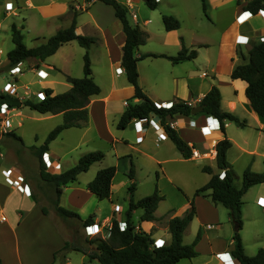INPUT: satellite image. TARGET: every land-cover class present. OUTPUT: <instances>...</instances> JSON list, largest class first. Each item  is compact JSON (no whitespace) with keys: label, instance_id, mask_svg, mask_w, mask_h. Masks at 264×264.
I'll list each match as a JSON object with an SVG mask.
<instances>
[{"label":"crops","instance_id":"obj_1","mask_svg":"<svg viewBox=\"0 0 264 264\" xmlns=\"http://www.w3.org/2000/svg\"><path fill=\"white\" fill-rule=\"evenodd\" d=\"M36 1L35 0H0V29L4 21L7 20V18H9L10 16L18 17V15L21 13L24 7L31 9H33L34 7V9H38L39 11H41L40 9L47 8L51 4L55 5L56 2V0H44V1H48V4L45 3L41 4L39 0ZM64 1L65 2L62 3L64 5L62 12L61 13L55 12V14H50L51 18H61L62 16L66 17L69 23L68 26L65 27L67 28L71 23L72 17H75V21H76L75 33L77 35L96 38L97 43L100 44V46H102L106 64L108 65L107 68L109 69L111 76L112 77H116L118 75L124 76V79L122 81H118L117 79H115L113 83H110V85L107 88V92L104 96H102L103 94L102 89H100L99 97L97 95L90 97L88 104V120L82 128H76V129H82L84 130V133H86V131L90 128L89 120L91 121V119L94 118L97 122H99L100 119L105 118V116L108 113V111H104L103 109L105 106L109 107L112 110V113L109 114L112 115V117H114L113 119H111V122L116 128V123L118 122L120 116L126 109L127 105L128 104L135 105L140 103L139 99L132 97L134 94V88L127 82L125 78L124 69L121 67L122 46L125 40L121 23L115 17L114 10L113 12L108 11V8L104 6H109V5L104 4L99 0H64ZM248 1L249 0H236L234 6L231 7L232 10L228 19L224 22H221L217 28V31H220L219 38L221 33H223L225 29L231 27V25L236 21V18L239 16L240 13L247 11L245 10L244 7L246 6ZM205 2H206L205 10L208 8L214 10H220L222 9L223 6L229 4L230 0H206ZM119 3L121 4V6L125 8L126 12L130 8H132V6H134L132 4H128L126 0L121 1ZM130 3H134V2L131 1ZM137 10H139L138 12L140 14L141 13L144 15L146 14L143 12L144 11L143 7H139ZM79 12H85L87 14V17L85 19H81V16H78ZM68 14L70 17L68 16ZM113 16L116 21L112 22L111 24H107L108 20H111ZM129 23L131 25H137L140 28V30L145 33L147 40L151 38L150 37L151 34L149 33V31L144 28V26L150 23L149 19H144L142 21L137 20L135 19V14L133 13L131 21H129ZM247 24L253 27V31H254L253 33L248 32L247 30H245V28H243L244 25ZM182 25L183 22L180 21V27L177 30H172V31L164 30V33H161V36L164 38L165 42L168 41V37L175 36L173 41L174 52H168L166 50H161L159 52L151 51V50L142 51L141 49L145 43L139 46L135 50L134 55L139 59L137 61V72H138L137 83L138 86L141 88V91L154 104L167 105L175 101L181 100L185 103H190L191 105L190 107H195L199 105L201 99L209 91V89L212 86H216L219 89L221 96V109L223 111H227L234 114L240 120L244 121L246 124L245 127H237L233 122L226 121L224 123V130H222L220 134L213 133L214 135L211 137H202L200 133V127L204 126L205 124H209V125L216 124V120L211 116H207L210 118L209 121H207L206 116L203 114L191 115L190 117L176 116L174 118H166V121H164L159 116L155 114H150L149 117L146 119V121H141L142 130L144 131V138L140 143L135 142L136 127L134 123L135 121H138V119H132L125 128L127 129V127L132 124L133 138L131 141L135 147L131 146L128 142V139L122 137L121 135L118 138L111 137L110 139H105L106 144L109 145L110 143L111 146L120 142L127 144V146L137 151V153L153 159L156 164V167H158V169L161 171L162 177L166 178L167 177V172L165 169L166 163H168L170 160L171 161L175 160L179 162H189L197 159L204 160L203 165H208L214 170V172H217V168L213 167V165L211 164L214 162L216 163V157H215L216 152L214 150L215 144L212 148V143L214 141L215 143H217L218 141L226 138L231 143V146L226 153V161L228 165L231 166L234 162L239 160V158L244 156V160L247 159V162H249L248 166H250L254 171H259L260 170L259 164L260 163L264 164V118H260L259 116H257L255 112H253V110L250 108L249 103L244 94L246 83L239 79L232 80L230 78V74H222V75L216 73L214 74V63L216 56L215 53L213 59V65L212 67H210L209 70L211 74L213 73V77L211 78V82L207 86L206 90L204 91L201 90L202 83L199 81L195 83L196 77L202 80L203 78L207 77L208 74L207 76H202V73H204L202 72L200 75L196 76V71L190 68L192 64L199 59L200 49H202L201 46L205 48V45H208V42L201 40L200 38L202 37L197 36V33L195 32V27L193 26H191V29L189 28L190 34L187 37V35L184 32H180L181 28L183 30ZM235 27L238 35H240L243 38L244 37L248 38V42L246 44H239L237 46L238 53H240V55L242 54L246 56L248 50L251 47V43L259 40V35H260L259 31L261 28H264V21L261 18V16L256 13L253 14V16L250 19H247L244 23L236 24V26L234 25V27H231V29H234ZM95 32L100 33L101 36L100 37L95 36L96 35L94 34ZM177 32L179 33L177 34ZM193 37H195V39L197 37L200 40H196V42H193ZM228 39H230V43H232L234 40H236V35L235 34L230 35ZM182 43L187 49L196 51L197 56L195 59L173 64L165 58H150V57L143 59L140 58L142 55L149 53L174 56L181 49ZM218 43H219V39H218ZM218 43H217V47H218ZM228 47H229L228 51L226 49L225 50L227 53H230L232 51V45L229 44ZM90 50L91 48H89L88 52ZM211 58H212L211 54H209V57L207 58L208 62L211 61ZM149 59L166 60L169 63H163L161 65V68L158 69L155 67L156 65H154L153 61H147ZM207 60L205 58L206 62ZM242 60L243 59L239 58L238 55H235L233 59L232 68L235 65L240 64V61ZM142 61L143 62L147 61V63H141ZM114 64L120 65L121 67L120 73H118L114 69ZM20 68L23 69L21 66ZM226 70H228V66L226 67L225 71ZM40 83L45 84L46 87L53 90L52 80L45 79ZM128 90H132L130 95L128 94ZM53 94H55L54 91ZM125 99L127 105H124ZM99 106H101L100 111H99ZM243 110H245V112L255 121L254 125H249L248 123H246L244 116L239 114L240 113L239 111H243ZM55 115H60V114H55ZM178 118L183 119L180 122L181 125H183L184 123L185 127L181 129L180 128L175 129L177 134L189 146H193L200 153L210 150V154L208 158L202 156L199 158L190 157V159H184L169 138L162 141L158 140L159 130L156 131V127L162 129L165 123L175 122V120ZM232 126H235V128L232 129ZM70 129L71 128L65 129V131ZM62 132H64V130ZM62 132L60 134H62ZM181 133L184 134L185 136H188L189 138L187 140L184 139ZM97 134H98L96 136L97 138L99 139L104 138L103 129L101 125L99 128H97ZM194 134L196 135L195 137ZM51 143L49 144L48 150L45 151V153H47V156L50 157L51 163L54 165V167L51 168V170L53 171L58 168L60 174L61 172H63L61 168L62 166L60 164L59 157L55 155V153L52 151ZM167 152L168 153L172 152L174 154V158H166V155L168 154ZM230 152H234L233 154H235V158L231 159L229 157ZM151 153L157 154L158 155L157 158L155 157L152 158ZM126 155L127 154L121 156V154H115L114 158L115 160L119 161L122 157ZM92 165L90 167H92ZM203 165L200 166V171H202L201 167ZM114 167L116 168V165ZM6 168H10L13 170L14 172V174L12 175L13 178L17 174H21L14 167L13 163L11 166H3L0 161V261L1 263L2 264H88V261L90 262V260L86 255H84L81 252L67 251L64 253L62 257H59L58 254L55 255V253L63 247V245L65 244V242H67V240L60 231L58 224L53 219V214L50 213V210L46 207L44 209L43 205H40V203L36 200L37 199V196L35 195L37 191L36 183L31 178L28 179L25 178V184H28L30 194L29 195L24 194L18 191L16 187L8 184L5 181L4 177L2 176L1 170ZM98 170H100V168H97L94 174H96ZM116 172H117V168H116ZM205 174L207 178L206 180H204L203 184H201L198 187H193L189 193L188 192L185 193L184 198L186 202L182 203L177 209V212L169 216L166 222H168L171 218L175 216H179V217L183 216L190 209V201L191 199H193L195 215L188 227H190L194 223L195 226L194 238L199 229L201 233V238L197 242L195 249L198 253V247L202 243H204V245L206 246L205 253L209 257V262L212 260L214 264H225L223 259L221 258L219 259L217 255L225 254L227 252L231 254L232 244H233L232 238L229 240V242L226 243V245H221V243H223L224 241L219 238L220 236L218 233L215 234V236L214 235L211 236L207 232L208 230H212V229L218 230V228L221 226L217 222V218H218V206H222V205L215 204L211 201L210 190H207L204 193L193 198V194L195 190L206 184L210 179V175L207 173ZM78 176L74 182L68 183L65 186H61V194L58 204L59 206L65 209L68 208V210L76 213L81 219V221L90 218L91 219L90 225L96 224L98 225L99 229H103V231H105V228L111 225L109 223L111 218H113V211L110 203V198L115 190H113L112 187L114 184H120L122 188L126 184L127 180L124 179V180L114 181L115 178L114 175L111 185L110 196L106 199L100 200L97 198V196H95L94 194H92L87 190V184L94 177L90 178V180H87L85 183L81 184L80 182H78V178H79ZM25 191L27 192V190ZM259 198L264 199V195L260 194L256 199L254 208H258V210L264 207V205L260 206L257 204V200ZM103 201L104 202L107 201V203H103ZM88 207H90V209ZM157 209L154 213L155 222L158 221L160 218L159 215H157ZM154 221L151 222L139 221L140 224H138V226H136L135 224L134 225L136 227V230H141L152 234V232L149 231L151 230L152 225L155 223ZM158 231L159 232H156L154 235L152 234V239L153 240L160 239L164 241L165 244L168 243L170 241V234L168 232L167 227H166V231L164 230H158ZM261 237L262 236H260L259 239H261ZM39 242L42 244H39ZM23 245H25L24 251H22ZM257 247L258 250L261 248L259 246ZM74 253L77 255H74ZM94 262H95L94 264H98L96 261ZM233 262L235 264H238L235 259L233 260Z\"/></svg>","mask_w":264,"mask_h":264},{"label":"rangeland","instance_id":"obj_2","mask_svg":"<svg viewBox=\"0 0 264 264\" xmlns=\"http://www.w3.org/2000/svg\"><path fill=\"white\" fill-rule=\"evenodd\" d=\"M115 1L119 3L125 0ZM126 1L128 4L134 5L126 12L129 21H131L133 13L135 14V19L137 20H150L148 25H143L144 28L147 29L151 34V38L148 40L145 38V44L141 49L142 51L151 50L159 52L161 50H166L168 52H174L173 41L175 36L168 37L167 42H165L164 38L161 36V33H164L161 20L163 15L173 16L179 22L182 21L183 30L181 28L180 32H184L187 37L190 34L189 28L191 29V26L195 27L197 36L204 38L200 39L208 42V45H205V48L207 49L201 46L202 49H200L199 59L192 64L190 69L196 71V76L200 75L202 72L208 74V76L202 80L198 79L197 77L195 80V83L198 81L202 83L201 90H206L207 86L211 82V78L213 77V73L211 74L209 70L213 65V59L218 48L217 43L220 31H217V28L221 22H224L228 19L232 10L231 7L234 6L236 0H230L229 4H226L220 10L208 8L205 11L202 9L201 0H156L157 4L154 9H150L144 0H138L137 3H130L131 0ZM39 2L41 4H48V1L44 0H39ZM63 2L65 1L56 0L55 5L51 4L47 8L40 9L41 11L34 9V7L33 9L24 7L18 17L10 16L4 21L0 29V93H5L3 92V89L5 85L9 83L15 88V95L11 96L17 97L20 100L31 99L33 101H37L39 100L36 97L37 93H44V89L48 88L45 86V84L40 83L45 79L52 80V88L54 93L60 94L70 89V84L65 80L66 75L73 78L83 77V56L86 50L80 47L75 41L64 44L58 48L55 54L46 58L44 61L39 62L38 60L33 59L21 62L15 66L19 68L21 66L23 68H20L18 73L11 74L10 71L12 68H8L6 64V54L13 48L10 25L14 23L21 29L23 43L27 48L39 46L45 43L58 30L68 26L69 23L66 17L62 16L61 18H51L50 15L55 14V12L61 13L64 7L62 4ZM104 7L108 8V11L113 12V8L110 5ZM139 7H143V12L146 13L145 15L138 12L139 10L137 9ZM78 16H81V19H85L87 14L85 12H79ZM115 21L116 20L113 16L111 20H108L107 24H111ZM243 28H245V30L248 32H254L253 27H251L249 24L244 25ZM233 30L234 29H231L232 32L229 33H234ZM178 33L179 32H177V34ZM94 34H96L95 36L97 37L101 36L98 32H95ZM230 35L233 34L224 36L223 43L228 45L230 44V39H228ZM200 39L197 37L195 39V37H193V42H196V40ZM228 45L223 47L224 52L226 50L228 51ZM90 48L91 50L88 52V57L91 64L92 78L94 82L100 87V89H102V96H104L110 83H113L115 79L122 81L124 76H111L110 71L107 68L108 65L106 64L102 46H100V44H92ZM209 54H211L212 58L211 61L208 62L207 58L209 57ZM237 55L239 58H241L238 51ZM205 58L207 62L205 61ZM147 61H153L154 65H156L155 67L158 69L161 68L163 63H169L166 60L158 59H149ZM147 61H142L141 63H147ZM244 61V59L240 61V64L244 63ZM41 64L48 65L49 69L43 68ZM226 67L227 66L225 65L223 69L221 68V70L225 71ZM39 69H43L44 72L47 73V77L45 79H40L38 77L37 71ZM131 92L132 90H128L129 95ZM97 96L99 97V95ZM103 109L104 111H108L105 118L100 119L99 122H97L94 118H92L91 121L89 120L90 128L86 131V133H84V130L82 129L71 128L70 130H64L62 134L52 141L53 143H51V148L55 155L59 157L62 171L73 167L77 163L78 159L84 154L93 151H101L104 154L103 160L94 163L92 167L87 170V172L79 174L78 182L83 184L87 180H90V178H93L97 168L103 169L116 165L117 172L115 174L114 181L126 179L127 182L122 188L119 186V189L112 193L110 198L111 206H121L122 212L119 214H115L113 212V218H111L109 224H111L113 219L116 221L124 220L130 197L134 202H136L145 196L151 195L154 190L157 189L158 193L163 196V200L162 202L160 201L161 203L158 204L157 209V215H159L160 218L158 221H154L155 223L152 225V228L149 232H152L154 235L156 232H159L158 230L166 231V221L168 217L177 212L179 206L186 202L184 198L185 193H189L193 187L200 186L203 184L204 180H206V174L200 171V166L204 164V160L197 159L189 162H179L175 160H170L169 162L167 161L168 163H166L165 168L167 177L163 178L161 171L158 169V167H156L153 159L137 153V151L122 142L116 143L113 146H111L110 143L109 145L106 144L105 139H110L111 137L118 138L121 135L122 137L128 139V142L131 146H134L131 141L133 138V130L132 124L129 125L127 129H123L122 131L117 130L111 122V119L114 117H112V115L109 113H112V110L107 106H105ZM100 110L101 106H99V111ZM239 112V114L244 116L246 123L249 125L255 124V121L245 112V110ZM6 119L8 120V125L0 121L1 164L3 166H11L12 163L14 164V167L18 170V172L21 173L17 175L23 178V182H20L19 184L21 187L26 185L25 187L28 188L29 194L30 190L28 184H25V178H31L36 183V200L40 203V205H43L44 209L45 207L48 208L50 213L53 214V219L58 224L60 231L65 236L68 243H78V240H80L84 247L91 248L92 245L89 246L83 242L84 238H105L106 235L103 229H100V233L95 236H87L84 230L85 226H81L79 221L76 219L66 220L61 218L55 210V201L58 200L59 202L60 196L57 197L52 183L44 181L40 177V158L36 155L35 149L43 144L46 136L52 129L63 122L62 114H39L27 107H22L21 109L9 108L6 112ZM206 119L207 121L210 120V118L207 116ZM100 125L103 129L104 138L102 139L96 137L98 135L97 128H99ZM234 128L235 126H232V129ZM9 132H14L16 135H18L22 140V144L10 137L7 134ZM181 135L186 140L189 138L182 133ZM195 136L196 135L194 134V137ZM233 153L234 152H230L229 154L231 159L235 158V154ZM115 154H121V156L127 154L128 156L126 155L117 161L114 158ZM151 156L152 158H157L158 155L151 153ZM48 158L50 160V157ZM166 158H174V154L170 152L166 155ZM211 164L213 167H216L215 162ZM248 164L249 162H247V159L244 160V156H242L231 166L229 165L232 172L235 174L234 184L237 188H239L241 185L242 172L245 170ZM259 165L260 170L255 172L264 173V164L260 163ZM131 166L134 171L133 179L129 178V170ZM7 170H11L12 175L14 174L13 170L10 168L3 169L1 170V173L4 179L5 174H3V172H6ZM44 170H46L45 165ZM251 170L253 169L251 168ZM131 183L135 184V189L132 194L129 192V186ZM14 187L17 188L15 185ZM260 194L264 195V183L257 184L249 188L242 197V227L238 231V234L246 255L251 254L248 256L255 255L258 250L257 246L263 248L264 245V207L260 210H258V208H254L256 199ZM103 203H107V201H103ZM88 208L90 209V207ZM141 212V208H138L132 212L131 219L133 224L136 226L140 224L139 215ZM217 222L221 225L218 230L212 229L208 230L207 232L211 236H215V234L218 233L220 236L219 238L224 241L221 243V245H226L235 232V226L231 223L230 219L228 218L227 209L223 206H218ZM194 229L195 226L193 223L184 231V244H190L191 241L194 240ZM259 235L262 236L261 239H259ZM77 237L79 239H77ZM39 244L42 243L39 242ZM205 247L206 246L204 243H202L198 247L197 257L191 260L183 259L176 264H214L212 260L209 262V257L205 253ZM24 250L25 245L22 246V251ZM64 253L65 252H61L58 254V256L62 257ZM74 255L77 254L74 253ZM225 255L231 259V256L228 252L225 253ZM91 263L94 264L95 262L88 261V264ZM231 264L235 263L232 262Z\"/></svg>","mask_w":264,"mask_h":264},{"label":"trees","instance_id":"obj_3","mask_svg":"<svg viewBox=\"0 0 264 264\" xmlns=\"http://www.w3.org/2000/svg\"><path fill=\"white\" fill-rule=\"evenodd\" d=\"M104 4L110 5L114 10L115 17L120 21L122 31L125 36L122 46L121 67L124 69L127 82L133 86V98L140 100L135 105H127L126 109L116 123V128L123 130L132 119H147L150 114L159 116L162 120L173 118L175 116H191V109L183 101H175L172 106L166 108H156L155 104L146 97L141 88L138 86L137 78V61L135 50L145 43V33L140 30L137 25H131L127 19L126 10L115 0H99ZM202 9L205 11V0H201ZM146 5L150 9L156 7V0H145ZM245 10L252 14H256L264 8V0H249L244 7ZM163 28L165 31L177 30L180 22L173 16L163 15L161 17ZM75 17H72L69 27L58 30L45 43L27 48L23 43L21 29L14 23L10 25L11 40L13 48L7 53V67L13 68L23 61L38 60L44 61L46 58L55 54L59 47L75 41L80 47L86 50L83 56V77L73 78L65 76V80L70 84V89L60 94H53V90L45 88V97L43 100L33 101L31 99L20 100L7 93H0V104L6 103L9 108L21 109L27 107L39 114H62L63 122L52 129L46 136L42 145L35 149L36 155L40 158V177L44 181L53 184L57 197L61 194V186L74 182L77 176L87 172L89 167L100 162L104 158L101 151H93L81 156L77 163L61 172L60 174H50L44 170V164L41 155L48 150L49 144L57 138V136L65 129L82 128L88 120V104L92 96L99 95L100 87L92 78V70L88 50L92 44L97 43L94 37L77 35L75 33ZM23 27V26H22ZM197 53L195 50L187 49L182 43L181 49L174 56H166L163 54H144L140 58H165L173 64L195 59ZM246 62L237 64L233 67L230 78L232 80L239 79L246 83L245 97L250 108L260 118H264V41H256L251 43V47L247 55H240ZM199 105L203 106V110L197 114L213 117L224 130L226 121L233 122L237 127H245V122L240 120L234 114L223 111L221 109V96L219 89L212 86L209 91L201 99ZM196 115V114H195ZM169 139L173 142L176 149L184 159H190L191 147L177 134L174 129L166 126ZM10 137L22 144V140L14 132L7 133ZM231 143L226 139L218 141L215 145L216 150V168L217 172L208 166L201 167L202 172L210 175V179L206 184L196 189L193 198L210 190L211 201L215 204H221L227 209L228 217L236 230L232 236L233 244L231 255L238 264H264V249L260 248L255 255L248 256L245 254L238 231L242 227V197L246 191L254 185L264 183V173L255 172L247 166L242 172V181L239 188L234 185L235 174L226 161V153ZM224 171V177L220 178V172ZM116 168L109 166L100 169L94 178L87 184V190L97 196L98 199H106L111 194L112 180L115 175ZM129 178H134L132 166L129 170ZM135 189V184L131 183L129 192ZM163 200V196L155 189L151 195L145 196L136 202L131 197L128 202V209L125 212V228L120 229V223L115 219L112 220L110 228L105 229V238L87 239L83 242L92 247H84L82 242L78 243L65 242L63 247L55 253L67 251L81 252L88 257L90 261H96L98 264H176L182 259L191 260L198 256L195 249L197 242L201 238L200 229L197 231L194 240L190 244L183 243V234L192 221L195 210L193 199L190 201V209L183 216H175L167 222V229L170 234V241L158 248L153 246L152 234L141 230H136L132 222V212L138 208L142 209L139 217L140 222H151L155 220L154 213L159 202ZM55 210L57 214L66 220L76 219L81 226L90 225L91 219L88 218L81 221L79 216L65 209L55 201ZM77 239H79L77 237ZM0 264L1 261H0Z\"/></svg>","mask_w":264,"mask_h":264},{"label":"built area","instance_id":"obj_4","mask_svg":"<svg viewBox=\"0 0 264 264\" xmlns=\"http://www.w3.org/2000/svg\"><path fill=\"white\" fill-rule=\"evenodd\" d=\"M132 2H137L138 0H131ZM257 14H259L261 16V18L263 19L264 21V8L262 10H259L257 12ZM253 16L252 13H250L249 11H244L242 13L239 14V16L236 18V21L231 25V27H234V25L236 26V24H242L244 23L247 19H250L251 17ZM231 27L230 28H227L224 30L223 33H221L220 35V38H219V43H218V48L216 50V56H215V63H214V74H230L231 71H232V64H233V59H234V56L237 55V46L239 44H246L248 42V38L247 37H241L240 35L237 34L236 32V27L234 28L233 31H235L234 33H229V32H232L231 31ZM228 34H235L237 37H236V41L234 40L232 43H230V45H232V51L230 53H227L226 51L224 52V46L228 45V44H225L223 43V40H224V36L225 35H228ZM259 41H264V28H261L260 31H259ZM229 43V42H228ZM230 63V65H229ZM228 66V70L226 71H223L221 70V68L223 69L224 66ZM41 66H43V68L45 69H49V66L48 65H45V64H41ZM19 67H14L11 69L10 73L11 74H15V73H18L19 72ZM114 69L120 73L121 72V67L119 64H114ZM37 75L40 79H45L47 77V73L44 72L43 69H39L37 71ZM202 76H207V73H202ZM3 92L9 94V95H15V88L12 84H9L7 83L3 89ZM36 97L39 99V100H43L44 97H45V93H41V92H38ZM133 97V96H132ZM184 104H187L189 106L190 103H185ZM124 105H127V102H126V99L124 100ZM156 108H170L172 106V103L170 104H167V105H163V104H155ZM9 109L8 105L6 103H2L0 104V121L6 123V125H8V120L6 119V112L7 110ZM181 120H183L182 118H178L175 120V122H169V123H165L161 128H158L156 127V131L159 130V133H158V140L162 141V140H165L168 137V134H167V130H166V126H168V128L170 129H177V128H184L185 127V124L183 123V125H181ZM141 121H146V119H138V121H135V139H136V142L137 143H140L143 138H144V131L142 130V125H141ZM177 121V123H176ZM222 130L220 128V125L216 122V124H212V125H209V124H205L204 126L200 127V133L202 135V137H211L213 136L214 134L213 133H221ZM214 144L216 145L215 141L212 143V148L214 146ZM191 147V157L192 158H199V157H209V154H210V150L208 151H205L203 153H200L198 152V150L196 148H194L193 146H190ZM214 150H215V146H214ZM216 152V150H215ZM215 152H214V155H215ZM216 157V155H215ZM42 160H43V163L45 165V168H46V171L50 174H58L59 173V169H55V170H51V168L54 167V165L51 163V161L49 160L48 156L46 153H43L42 155ZM57 170V171H56ZM56 172V173H55ZM3 174H5V179L7 181L8 184L10 185H15L17 186V189L18 191L24 193V194H28L29 195V191H28V188L27 187H21L20 186V182H23V178L20 177V176H15L14 178L12 177V173H11V170H7L6 172H3ZM224 177V171H221L220 172V178L222 179ZM119 186L118 184H114L112 189L113 190H118L119 189ZM27 190V192L25 191ZM257 204L260 205V206H263L264 205V199L262 198H259L257 200ZM112 210L115 214H119L122 212V208L121 206L119 205H114L112 206ZM118 223H120V229L123 230L125 228V223L124 221H117ZM110 228V225L106 228V229H109ZM85 234L87 236H95L97 234L100 233V229L98 227V225L96 224H91V225H87L85 228ZM165 245L164 241L160 240V239H156L153 241V246L158 248L160 246H163ZM264 249V247H263ZM219 257V259H223L224 263L225 264H231L234 260V258L232 257V255L230 254L231 256V259L229 257H227V255L225 254H220V255H217ZM223 263V262H222Z\"/></svg>","mask_w":264,"mask_h":264},{"label":"water","instance_id":"obj_5","mask_svg":"<svg viewBox=\"0 0 264 264\" xmlns=\"http://www.w3.org/2000/svg\"><path fill=\"white\" fill-rule=\"evenodd\" d=\"M202 110H203V106L202 105H198V106L192 107L190 113H191V115H195V114L201 112ZM234 230H236V227H234Z\"/></svg>","mask_w":264,"mask_h":264},{"label":"bare ground","instance_id":"obj_6","mask_svg":"<svg viewBox=\"0 0 264 264\" xmlns=\"http://www.w3.org/2000/svg\"><path fill=\"white\" fill-rule=\"evenodd\" d=\"M237 37V36H236ZM236 41V40H235Z\"/></svg>","mask_w":264,"mask_h":264}]
</instances>
